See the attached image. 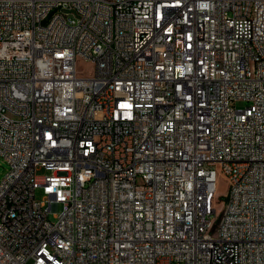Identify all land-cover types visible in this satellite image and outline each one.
Here are the masks:
<instances>
[{
  "label": "built area",
  "instance_id": "built-area-1",
  "mask_svg": "<svg viewBox=\"0 0 264 264\" xmlns=\"http://www.w3.org/2000/svg\"><path fill=\"white\" fill-rule=\"evenodd\" d=\"M0 155V264H264V0H0Z\"/></svg>",
  "mask_w": 264,
  "mask_h": 264
},
{
  "label": "rangeland",
  "instance_id": "rangeland-1",
  "mask_svg": "<svg viewBox=\"0 0 264 264\" xmlns=\"http://www.w3.org/2000/svg\"><path fill=\"white\" fill-rule=\"evenodd\" d=\"M92 68V64L82 61L80 59L77 60V69L80 72H87ZM247 102L238 100L235 102V106L237 108H242L246 106ZM7 169V163L5 159L0 155V178L3 176L4 172ZM227 191V182L225 178L221 175L218 176L217 178V183H216V193H217V200L218 202L216 203V209L218 213H220V206L221 204L225 201V193ZM35 197L36 199H41L42 198V192L40 189H37L35 192ZM60 209V205L57 206V211ZM49 219L51 221H54V217L52 216V213L49 214ZM29 264V262H28Z\"/></svg>",
  "mask_w": 264,
  "mask_h": 264
},
{
  "label": "bare ground",
  "instance_id": "bare-ground-1",
  "mask_svg": "<svg viewBox=\"0 0 264 264\" xmlns=\"http://www.w3.org/2000/svg\"><path fill=\"white\" fill-rule=\"evenodd\" d=\"M173 48H174L173 40H166L161 42V49H173Z\"/></svg>",
  "mask_w": 264,
  "mask_h": 264
}]
</instances>
